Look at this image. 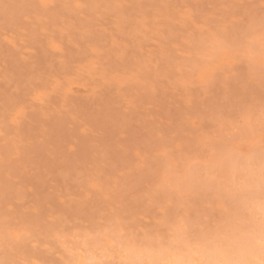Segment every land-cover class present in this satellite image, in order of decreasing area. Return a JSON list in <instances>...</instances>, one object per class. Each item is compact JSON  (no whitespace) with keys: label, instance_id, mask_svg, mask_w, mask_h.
<instances>
[{"label":"rangeland","instance_id":"rangeland-1","mask_svg":"<svg viewBox=\"0 0 264 264\" xmlns=\"http://www.w3.org/2000/svg\"><path fill=\"white\" fill-rule=\"evenodd\" d=\"M262 17L264 0H0V256L244 229L221 196L259 140Z\"/></svg>","mask_w":264,"mask_h":264},{"label":"snow or ice","instance_id":"snow-or-ice-1","mask_svg":"<svg viewBox=\"0 0 264 264\" xmlns=\"http://www.w3.org/2000/svg\"><path fill=\"white\" fill-rule=\"evenodd\" d=\"M261 30L264 31V17L261 18ZM222 42L226 43V38H222ZM261 53L264 72V44ZM259 120V140L249 145L247 151L232 153L235 160L232 180L221 196L228 205L223 209L225 216L236 219L246 229L244 235L252 259L227 258L228 253L238 243V238L230 232L218 229L203 235L202 246L207 258L197 264H264V104L261 106ZM208 179L209 182L215 181L212 176ZM177 264L193 262L178 261Z\"/></svg>","mask_w":264,"mask_h":264},{"label":"bare ground","instance_id":"bare-ground-1","mask_svg":"<svg viewBox=\"0 0 264 264\" xmlns=\"http://www.w3.org/2000/svg\"><path fill=\"white\" fill-rule=\"evenodd\" d=\"M182 231L181 229L180 234L183 236ZM245 231L246 229H239V231H237L236 228L232 231H225L232 233L238 238V243L228 253L227 258L235 260L252 259V254H250L248 250L246 237L244 235ZM113 234L115 235V233ZM101 236L103 235L101 234ZM89 238L90 237L87 236V238L84 237L78 241H74L73 244L67 248L66 246L63 247L62 245L64 244L60 243L64 252V260L59 264H177L178 261H191L193 264H197V262L207 258L204 255L202 238L198 239L199 237L196 239L194 238L195 240H185V238L181 239L179 237L177 239L174 237L173 239L171 237L172 239L166 243H157L155 246L147 241L140 244L129 242L130 245L123 241V243H126L123 244L119 239L120 237L114 238L113 236H103L98 240ZM1 252L0 250V254H3ZM4 256H0V262L9 264L10 262L7 261L5 258L6 256Z\"/></svg>","mask_w":264,"mask_h":264}]
</instances>
